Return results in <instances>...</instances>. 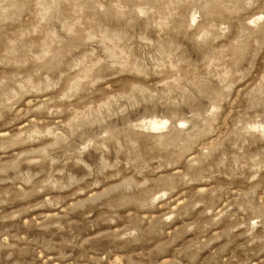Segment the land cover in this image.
<instances>
[{"label":"rangeland","instance_id":"1","mask_svg":"<svg viewBox=\"0 0 264 264\" xmlns=\"http://www.w3.org/2000/svg\"><path fill=\"white\" fill-rule=\"evenodd\" d=\"M171 11L155 0H0V264H264V222L251 223V236L247 226L236 227L231 219L213 222L223 204L241 189L233 187L227 196L218 192L225 198L215 210L204 205L185 209L167 230L155 225L166 211L163 204L143 210L139 215L144 226L155 225L144 237L156 239L117 240L137 213L130 206H115L110 197L94 199L93 193L106 185L95 188L85 180L83 187H49L55 182L51 173L55 171L59 179L63 169L51 161L33 163L38 157L29 154L49 151L55 159L59 155L55 138L28 143L21 142L23 137L16 139L37 121L52 128L58 120H94L110 109L118 93L125 94L134 84L144 87L145 77L138 74L143 70L140 50L152 41L149 54L159 50L156 58H164L167 45L161 48L156 41L171 22ZM147 79L164 88L169 78ZM56 108L60 112L49 116ZM153 121L157 129H152ZM139 123L146 135L155 136L169 122L157 117ZM225 147L210 137L194 149L193 174H203L213 162L219 163ZM138 155L143 156V151ZM188 160L185 157L163 173L187 171ZM84 161L88 162L87 156ZM213 186L206 179L178 187L171 207L178 211L177 204L184 208L182 202L194 192ZM256 191L254 206L264 197V188ZM114 216L119 219L109 223ZM248 216L240 213L241 225ZM189 222L200 228L184 232L182 225ZM253 238L257 243H252Z\"/></svg>","mask_w":264,"mask_h":264},{"label":"clouds","instance_id":"2","mask_svg":"<svg viewBox=\"0 0 264 264\" xmlns=\"http://www.w3.org/2000/svg\"><path fill=\"white\" fill-rule=\"evenodd\" d=\"M155 3L172 9L168 16L171 22L158 33L156 41L161 48L167 45V53L157 59L160 51L150 55L152 41L145 42L140 50L143 70L138 73L145 77L144 87L134 84L125 94L118 93L110 109L94 120H58L52 128L41 127L37 121L16 139L23 137L21 142L28 143L55 138L53 145L59 153L55 159L49 151L29 154L38 157L33 163L51 161L63 169L59 179L55 171L51 173L55 182H49V187H83L86 180L91 187L106 185L101 192L93 193L94 199L110 197L117 207L130 206L137 215L116 235L117 240L138 241L155 225L167 230L185 209L204 205L215 210L225 198L217 193L231 195L233 187L241 190L223 204L213 222L231 219L236 227L247 226L251 236V223L264 222V197H259L257 206L252 203L258 199L256 190L264 188V0ZM132 71L136 72L135 67ZM147 77L169 79L161 88ZM77 105L82 107L79 102ZM58 112L56 108L49 116L55 117ZM65 113L71 115L67 108ZM157 117L167 119L168 127L161 134L146 135L139 122ZM210 137L225 145V151L218 157L219 163L213 162L203 174H193L190 153ZM140 151L143 156L138 155ZM185 157H189L187 171L163 173ZM206 179L214 186L194 192L182 202L184 208L177 204L178 211L173 210L171 198L178 187L197 185ZM161 204L166 211L156 218L155 225L146 228L139 213L158 209ZM240 213L248 216L245 225L239 222ZM117 219L114 216L108 222L115 224ZM199 228L196 222L182 225L187 233ZM252 243L257 240L253 238Z\"/></svg>","mask_w":264,"mask_h":264},{"label":"bare ground","instance_id":"3","mask_svg":"<svg viewBox=\"0 0 264 264\" xmlns=\"http://www.w3.org/2000/svg\"><path fill=\"white\" fill-rule=\"evenodd\" d=\"M151 125L153 126L152 129H153V128H154V129H157V128H158V123H157V121H153ZM162 125L165 126V125H166V122H163ZM159 128H160V126H159Z\"/></svg>","mask_w":264,"mask_h":264}]
</instances>
